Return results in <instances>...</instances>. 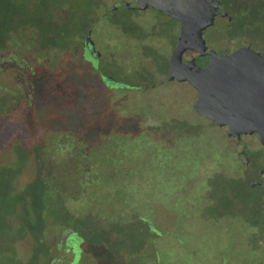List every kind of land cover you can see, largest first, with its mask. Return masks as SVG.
<instances>
[{
  "label": "rangeland",
  "instance_id": "374dc122",
  "mask_svg": "<svg viewBox=\"0 0 264 264\" xmlns=\"http://www.w3.org/2000/svg\"><path fill=\"white\" fill-rule=\"evenodd\" d=\"M120 1L0 0V264H37L45 229L38 264H49L69 228L84 238L81 264H264L248 226L215 213L237 160L227 130L194 110L196 90L169 80L177 20L110 10ZM239 7L240 19L264 23ZM92 21L102 74L129 88L100 80L75 51L73 34ZM218 32L205 39L221 52ZM243 40L229 39L230 50ZM77 173L86 179L70 186ZM204 195L217 201L207 212Z\"/></svg>",
  "mask_w": 264,
  "mask_h": 264
},
{
  "label": "water",
  "instance_id": "95a60500",
  "mask_svg": "<svg viewBox=\"0 0 264 264\" xmlns=\"http://www.w3.org/2000/svg\"><path fill=\"white\" fill-rule=\"evenodd\" d=\"M137 3L140 10L154 8L181 23L178 44L170 59L169 80L186 82L196 90L194 110L197 114L226 128L229 136L257 133L264 145V57L248 47L227 55L208 49L203 35L214 25L219 13L214 1L138 0ZM87 47L93 60L101 57L90 37ZM187 51L210 56V61L205 67H199L196 59L184 62ZM101 76L107 84L130 87ZM74 233L75 229H69L61 235L62 249ZM60 263L57 258L52 264Z\"/></svg>",
  "mask_w": 264,
  "mask_h": 264
},
{
  "label": "flooded vegetation",
  "instance_id": "af4514ba",
  "mask_svg": "<svg viewBox=\"0 0 264 264\" xmlns=\"http://www.w3.org/2000/svg\"><path fill=\"white\" fill-rule=\"evenodd\" d=\"M138 0L132 1H120L119 6H112L110 10L117 11L120 8H124L127 10H140L138 8ZM214 3L217 5L218 15L216 17L215 23L212 27L208 28L204 32V39L205 35L208 32H212L213 30L219 33L221 31V40L227 45V49L217 52L220 55H227L231 54L234 51L248 47L255 52L259 53L264 57V47H260V42L263 44L262 36H264V23L257 24L256 26L245 19H240L243 15L240 12V9L243 7L235 8V2L239 1L244 5L246 9L245 12H249L252 14L253 17L258 16L259 14L264 15V0H213ZM162 12V11H161ZM106 13V12H105ZM104 13V14H105ZM164 13V12H163ZM255 13V16H254ZM165 14V13H164ZM167 15V14H166ZM103 15H99L101 17ZM96 19H94L95 21ZM94 21L92 23H88L86 32L81 33L78 35H74L73 45L75 51L78 49L81 51H76L81 53V58L85 61L90 62L92 64L93 70L97 73L100 80H102V69H101V62L102 57L98 60H93L91 57V61L87 60V54L91 56V53L87 47V41L90 37L93 42V33H94ZM179 24V35L176 40V45L178 44V39L181 34V23L177 20ZM240 25V26H239ZM238 26V30L235 31V28ZM208 31V32H207ZM79 33V32H78ZM243 38V42H239L235 49H231V45L229 46L228 41L241 39ZM206 41V39H205ZM72 45V46H73ZM207 45V42H206ZM174 47V49H175ZM208 49L214 50L210 46ZM173 49V50H174ZM215 51V50H214ZM69 53V52H68ZM190 59H196V63L199 67H205L209 61L210 56H200L198 51H187L184 54V62H187ZM24 62L23 59L19 60V63ZM10 63V61L6 62ZM96 63V65H94ZM2 66L5 65V62L1 64ZM96 66V68H95ZM21 70H25V73L32 71L29 66L24 68L20 66ZM16 70V69H15ZM23 75V74H22ZM18 73L16 74L17 82H21ZM103 81V80H102ZM104 82V81H103ZM106 83V82H105ZM107 84V83H106ZM113 85V84H111ZM117 86V85H116ZM15 92L19 93V89H14ZM26 96L28 98V104L31 105V96H32V88L27 90ZM226 129V128H224ZM227 130V129H226ZM226 136L228 138L227 148L229 151L235 156L237 160V167H238V178L235 180H230L229 183H226L222 189V192H225V202H223L222 206L216 210V215L221 214L225 217H235L240 220L241 223L248 226L249 230L248 233L255 244L261 246L264 249V145L261 141L259 134L255 133L252 135H241L240 137L229 136L228 131H226ZM63 148V147H61ZM76 167L73 168V171L78 172V167H80L79 160L76 159ZM86 178L83 176L82 173H77L73 182H71L70 186L79 185V182H83ZM205 196V195H204ZM201 204V208L203 211L207 212L211 206L217 202L216 200H210L208 195L203 197ZM146 222V220L144 221ZM145 226L149 228L152 232V222L144 223ZM74 229V228H69ZM66 229L65 231L69 230ZM76 233L70 236L64 246V249L61 247V234L54 244V251L52 252V257L50 259V263L52 264L57 258L61 261L60 264H63L65 261L67 264H81L85 259L83 256L85 255L83 251H80L79 246L81 247V243L84 241V238L80 236V229L75 228ZM84 231V230H83ZM158 233V231H157ZM159 236V234H157ZM74 248L73 251L70 248ZM153 250L155 249L152 246ZM71 254L73 258L66 259V255ZM155 255V251H154ZM78 258V259H77ZM155 259V258H154ZM153 259V260H154ZM126 261V260H125ZM141 260H137V264L140 263Z\"/></svg>",
  "mask_w": 264,
  "mask_h": 264
},
{
  "label": "trees",
  "instance_id": "16d2710c",
  "mask_svg": "<svg viewBox=\"0 0 264 264\" xmlns=\"http://www.w3.org/2000/svg\"><path fill=\"white\" fill-rule=\"evenodd\" d=\"M46 234H48V229H45V236H44V238H43V240L42 239H40L39 241H36V240H34L35 241V246L34 245H32V251H31V254H33L34 253V256H33V259L31 258L32 257V255H30V259H31V261H33L34 263H37L38 264V262L39 261H41L42 259H44V258H46V256H47V253L49 252L48 251V249L47 248H45L46 247V240H47V235ZM31 236L33 235L32 234V232H31V234H30ZM37 245V246H36ZM34 247H37V249H38V253H39V257H41L40 259H38V260H36V254H35V252H33V250H34ZM146 253H148V252H146ZM49 254V253H48ZM147 258H148V256H146ZM155 261V259L153 260V262ZM187 264H191V260H189V261H187L186 262Z\"/></svg>",
  "mask_w": 264,
  "mask_h": 264
}]
</instances>
